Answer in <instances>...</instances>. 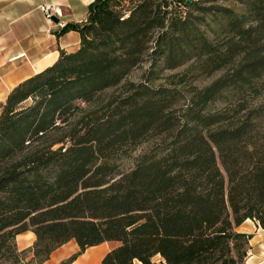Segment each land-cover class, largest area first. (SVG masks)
<instances>
[{
  "label": "trees",
  "instance_id": "1",
  "mask_svg": "<svg viewBox=\"0 0 264 264\" xmlns=\"http://www.w3.org/2000/svg\"><path fill=\"white\" fill-rule=\"evenodd\" d=\"M69 32L77 49L0 104V264H43L71 240L79 251L59 264L103 243L116 246L100 264H244L236 229L264 231V0H89L53 35ZM144 63L142 82H126Z\"/></svg>",
  "mask_w": 264,
  "mask_h": 264
},
{
  "label": "rangeland",
  "instance_id": "2",
  "mask_svg": "<svg viewBox=\"0 0 264 264\" xmlns=\"http://www.w3.org/2000/svg\"><path fill=\"white\" fill-rule=\"evenodd\" d=\"M88 2L89 0H0V49L4 47L7 48H5L6 50L4 49L5 51L3 50L4 53H6V61L4 64L6 66H0V104L4 101L9 89L26 74L22 71V64L20 65L18 61H9V44L11 45L10 49L13 55L23 53V55L30 56L34 53V50L31 49L30 42L36 36H38V34H41V31H43V35H41L44 37H42L43 39L41 42L44 45L48 43V48L46 51H43L35 57L42 59L44 58V54L46 52H51L52 50L56 49L57 46L60 47V45L66 46L68 50L74 49L75 44L78 41V38L75 34L70 33L60 40H57V38L52 34L54 32H58L66 23H80L85 17L86 5ZM56 8H59L60 12H56ZM52 17L57 18L59 23L56 24L53 20H51ZM50 58L51 56H48L44 58L43 61H45V63H50ZM27 61L28 60H25L26 63ZM30 61L31 60H29V62ZM41 66L42 64H38V67ZM147 69V63H144L143 65L134 69L125 79L126 82H132L136 84L142 82L143 75ZM184 70L185 67L173 71H166L162 73L161 80L152 83L151 86L157 87L160 84L165 85V83H170L171 81L176 82L179 76L184 73ZM222 73L223 72H217L210 77L202 76L193 79L188 78L185 83L177 86V89L182 91V95H186V91L190 89V87L202 89L219 77ZM121 92L122 90L120 87L109 90L103 96L104 103L107 102L109 98H111L110 94H114L113 96L115 97L119 96ZM222 106L223 104L216 103L210 107V110L212 112L217 111ZM154 142L155 139H151L145 143H142L129 154V157L118 161L117 165L119 166L120 171L127 172L133 168L135 160L141 154L147 152ZM217 163L221 168L220 163L218 161ZM253 225L258 228L254 220L248 219L240 228H237L236 230L242 233L243 231L250 232L253 230ZM32 237H34V235ZM115 246V243H108L102 247H104V249H108ZM26 256H29V259L31 255L28 253ZM78 264L82 263L80 262ZM135 264H137V262H135Z\"/></svg>",
  "mask_w": 264,
  "mask_h": 264
},
{
  "label": "crops",
  "instance_id": "3",
  "mask_svg": "<svg viewBox=\"0 0 264 264\" xmlns=\"http://www.w3.org/2000/svg\"><path fill=\"white\" fill-rule=\"evenodd\" d=\"M89 3V2H88ZM88 5V4H87ZM86 5V7H87ZM86 15V12H85ZM43 31H41L42 34ZM40 33V31H39ZM73 33L77 36L78 41L75 44L74 49H67L66 46H62L60 45V47H56V49L52 50L51 52H46L44 55V58L51 56L50 58V63H45L44 58L40 59L37 58L35 56H37L38 54L42 53L43 51H46V49L48 48V43L46 45L42 44L41 40L43 39L41 34H38V36H36L31 42H30V46L31 49L34 50V53L31 54L30 56L27 55H23V53H20L18 55H13L10 49V44H9V61H18L19 64L22 66V71L25 74V76L21 79H19L10 89L9 91L18 83H20L21 81L27 79L28 77L42 71L43 69H45L46 67L52 65L59 56V50H63L65 52H73L74 50L77 49L78 47V43H79V37L78 34L75 32H69L67 34H65L63 37L61 36L60 38H57V40L64 38L65 36H67L68 34ZM53 35V34H52ZM53 37V36H52ZM38 43L40 45H38ZM37 47V48H36ZM1 48L0 49V66L4 67L6 65L5 61H6V53H4V51L7 49ZM5 49V50H4ZM4 50V51H3ZM12 55V56H11ZM19 59H16L18 58ZM29 57V58H28ZM15 59V60H14ZM25 60H28L27 63L25 62ZM29 60H31L29 62ZM32 63V64H31ZM3 64V65H2ZM28 64V65H27ZM38 64H42L41 67H38ZM27 66V67H26ZM8 91V92H9ZM7 95V94H6ZM6 97V96H5ZM243 225V224H242ZM241 225V226H242ZM241 226H239L238 228H240ZM29 234H20L18 235L17 238V245H18V249L19 250H25L26 248H28L33 240L34 237L33 234L31 232H26ZM243 233L249 235L251 238L249 240V254L247 255V258L245 260L244 264H264V231L261 230V228H256L253 225V230L252 231H243ZM108 243H103L99 246H95V247H91L86 249L81 255H79L77 257V259L72 262L71 264H78V263H82V264H100L101 260L103 258V256L112 248H106L104 249V245H106ZM79 251V248L77 246V244L75 243L74 240L69 241L68 243L62 245L61 247L57 248L49 257V259L47 261H45L43 264H59L60 262L66 260L67 258H69L71 255L75 254L76 252ZM153 263L154 264H165V262L159 257V256H155L153 258ZM139 264V263H137Z\"/></svg>",
  "mask_w": 264,
  "mask_h": 264
},
{
  "label": "water",
  "instance_id": "4",
  "mask_svg": "<svg viewBox=\"0 0 264 264\" xmlns=\"http://www.w3.org/2000/svg\"><path fill=\"white\" fill-rule=\"evenodd\" d=\"M190 2L189 1H186V4L188 5ZM51 20H53L56 24L57 23H59V20L57 19V18H55V17H52V19ZM251 237L249 236V239H250Z\"/></svg>",
  "mask_w": 264,
  "mask_h": 264
},
{
  "label": "bare ground",
  "instance_id": "5",
  "mask_svg": "<svg viewBox=\"0 0 264 264\" xmlns=\"http://www.w3.org/2000/svg\"><path fill=\"white\" fill-rule=\"evenodd\" d=\"M56 12H60V9L59 8H56ZM38 45H40L39 43H38ZM19 58V57H18ZM17 58V59H18ZM29 58V57H28Z\"/></svg>",
  "mask_w": 264,
  "mask_h": 264
}]
</instances>
